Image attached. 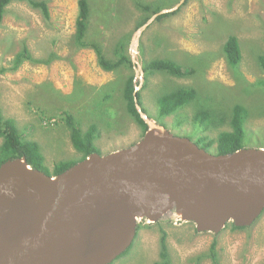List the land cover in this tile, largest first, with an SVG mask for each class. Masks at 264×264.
<instances>
[{
    "label": "rangeland",
    "instance_id": "1",
    "mask_svg": "<svg viewBox=\"0 0 264 264\" xmlns=\"http://www.w3.org/2000/svg\"><path fill=\"white\" fill-rule=\"evenodd\" d=\"M47 1L48 19L26 1H14L5 8L0 22V68L11 66L23 43L34 58L56 56L47 64L26 60L17 70L0 73L2 114L15 120L21 138L38 139L41 150L56 161L81 158L68 153L72 144L70 128L61 119L65 113H71L83 131L96 126L99 135L94 144L101 154L138 141L143 132L125 112L122 88L129 74L135 75L136 82L140 74L134 66L112 71L100 68L92 49H77L72 43L77 0ZM89 1L92 11L86 39L99 41L112 59L114 44L124 41L130 56L138 24L150 13L138 9L133 0ZM146 1L157 8L179 2ZM230 34L237 36L242 51L236 71L222 52ZM258 54H264V0H187L179 11L155 18L142 31L135 59L142 66L149 59H173L185 69L194 68V74L156 73L146 80L143 75L142 106L152 120L173 134L203 142L205 136L216 139L231 129L227 120L208 124L220 123L234 105H243L249 117L242 147L264 148V87L258 82L264 80V72ZM179 87L194 88L195 98L175 113L159 117L158 99ZM208 150L215 153L216 145ZM47 166L46 171L53 173V165ZM139 225L127 252L111 264H154L159 260L161 229L167 234L170 264H213L209 255L213 241L215 264H264V210L252 225L233 229L228 223L217 234L198 232L193 223L169 216L154 223L143 219Z\"/></svg>",
    "mask_w": 264,
    "mask_h": 264
},
{
    "label": "water",
    "instance_id": "2",
    "mask_svg": "<svg viewBox=\"0 0 264 264\" xmlns=\"http://www.w3.org/2000/svg\"><path fill=\"white\" fill-rule=\"evenodd\" d=\"M185 1L154 13L131 40L140 74L134 103L147 124L138 141L91 152L57 174L32 167L24 155L0 164V264H110L131 246L143 219L169 216L217 234L228 223L250 226L262 214L263 147L211 153L152 120L138 102L139 37Z\"/></svg>",
    "mask_w": 264,
    "mask_h": 264
},
{
    "label": "trees",
    "instance_id": "3",
    "mask_svg": "<svg viewBox=\"0 0 264 264\" xmlns=\"http://www.w3.org/2000/svg\"><path fill=\"white\" fill-rule=\"evenodd\" d=\"M14 1H26L28 4L39 10L41 15L45 18H49V8L47 0H0V22L4 17L5 8ZM135 6L138 9H142L144 12H149L150 15L144 17L138 24V27L143 25L151 15L157 13L162 8L153 7L146 0H133ZM187 1V0H186ZM185 1V2H186ZM184 2V4H185ZM182 7V6H181ZM171 12L172 14L179 11L181 8ZM92 5L89 0H77V16L75 19V32L72 36V43L77 49L89 48L95 53L97 64L105 71H112L119 69L123 66L132 68L134 64L132 63L130 56L127 52V44L124 41H119L113 46V55L115 59L108 58L105 54L103 45L95 39H86L89 31L90 18H91ZM171 13H166L156 17V20H161L164 17L169 16ZM222 52L224 54L225 60L231 70L236 71L238 65L242 60V51L240 48L239 40L237 36L230 34L227 36L225 42L222 46ZM55 54H50L48 58H34L31 54L28 46L23 43L20 50L15 53L10 61V67H1L0 73L6 70H17L26 60L35 63H49ZM257 62L264 72V54H258ZM144 77L145 80L148 75L166 73L174 77H188L194 74V68H183L178 62L173 59L168 58H157L145 60L143 63ZM259 83L263 84L264 80H258ZM135 75L129 74L124 82L122 88V99L124 103V109L126 114L132 118L142 129L144 133L147 130V124L140 117L134 103V90L136 86ZM146 86L144 83L142 89ZM196 96V91L191 87H179L176 90L161 96L158 99V115L159 117H166L176 112L180 107L188 104ZM138 102L142 107V110L146 113L141 102V90L137 92ZM203 114V113H202ZM205 115V114H204ZM198 116V115H197ZM150 117V116H149ZM249 117V112L247 108L243 105L236 104L232 107L229 112V116L223 117L220 123H210L208 125L222 124L227 120L231 129L229 131H222L218 134L216 139H209L205 136L203 142L199 139L196 141L205 149H209L213 144L216 145L217 154H225L232 152L238 148L242 147V141L245 137V123L246 119ZM61 119L70 128V138L74 148L82 154V158L86 157L91 152H99L94 144L95 138H97L98 131L94 124H91L86 130H82L79 126V122L73 117L71 113H65ZM76 121H75V120ZM206 126L208 128L209 126ZM0 164L9 158L19 157L24 155L27 159L28 164L32 167L46 171V165L44 164V157L41 153L40 147L37 142L33 140H27L21 138L18 129L15 124V120L12 117H5L2 114L0 107ZM75 161H58L53 165V173L57 174L64 169L68 168L70 165L74 164ZM140 225H138L137 229ZM233 229H238L241 227H236L232 224ZM159 260L154 262V264H170L168 246H167V234L164 230H160L159 236ZM216 241H213L210 245V257L213 264H215L216 252H215ZM129 249V248H128ZM127 249V250H128ZM127 250L124 252L126 253ZM123 253V254H124ZM111 264V263H110Z\"/></svg>",
    "mask_w": 264,
    "mask_h": 264
},
{
    "label": "crops",
    "instance_id": "4",
    "mask_svg": "<svg viewBox=\"0 0 264 264\" xmlns=\"http://www.w3.org/2000/svg\"><path fill=\"white\" fill-rule=\"evenodd\" d=\"M69 132H70V130H69ZM69 137H70V134H69ZM33 140V139H32ZM34 141L35 142H37L38 143V145L40 146V143H39V141H38V139H34ZM70 142H71V138H70ZM71 144H72V142H71ZM40 150H41V148H40ZM71 151L70 152H68V153H70V154H80L81 155V158H82V154L80 153V152H78L75 148H74V146H73V144H72V147H71V149H70ZM74 150H76V151H74ZM41 153L43 154V157H44V164L47 166L48 164H52V165H54L56 162H58V161H66V160H64V158H56L57 159V161L56 160H51V157H50V155L49 154H45L42 150H41ZM58 156V155H57ZM57 156H55V157H57ZM48 167V166H47ZM50 167H52V166H50Z\"/></svg>",
    "mask_w": 264,
    "mask_h": 264
},
{
    "label": "bare ground",
    "instance_id": "5",
    "mask_svg": "<svg viewBox=\"0 0 264 264\" xmlns=\"http://www.w3.org/2000/svg\"><path fill=\"white\" fill-rule=\"evenodd\" d=\"M151 24V23H150Z\"/></svg>",
    "mask_w": 264,
    "mask_h": 264
}]
</instances>
